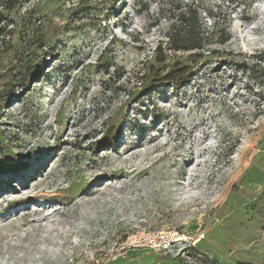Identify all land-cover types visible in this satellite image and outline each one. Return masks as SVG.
Returning <instances> with one entry per match:
<instances>
[{
  "label": "rangeland",
  "instance_id": "rangeland-1",
  "mask_svg": "<svg viewBox=\"0 0 264 264\" xmlns=\"http://www.w3.org/2000/svg\"><path fill=\"white\" fill-rule=\"evenodd\" d=\"M177 1L0 0V264H264V0L160 63Z\"/></svg>",
  "mask_w": 264,
  "mask_h": 264
},
{
  "label": "trees",
  "instance_id": "trees-1",
  "mask_svg": "<svg viewBox=\"0 0 264 264\" xmlns=\"http://www.w3.org/2000/svg\"><path fill=\"white\" fill-rule=\"evenodd\" d=\"M227 1L233 2L234 0ZM161 11L162 16L168 20V28L164 33V38L155 48V60L160 63L166 60V49L174 52H186L189 60L195 62L207 56L205 52L212 44L224 45L231 38L229 27L232 22V12L229 9L220 6L216 10L200 11L199 5L179 0L166 5ZM164 11H166L165 14ZM3 17V12L0 11V22ZM209 20L213 21L212 26L208 24ZM208 52L209 55L217 53L214 49L208 50ZM191 68V63L177 60L168 71L159 76L157 81L180 82Z\"/></svg>",
  "mask_w": 264,
  "mask_h": 264
},
{
  "label": "built area",
  "instance_id": "built-area-1",
  "mask_svg": "<svg viewBox=\"0 0 264 264\" xmlns=\"http://www.w3.org/2000/svg\"><path fill=\"white\" fill-rule=\"evenodd\" d=\"M203 238V235L188 236L185 234L179 235L178 232L172 233L168 231H161L158 235H154L150 239V245L157 251H163L168 254L174 242L183 241L190 244V247H195L198 242Z\"/></svg>",
  "mask_w": 264,
  "mask_h": 264
},
{
  "label": "bare ground",
  "instance_id": "bare-ground-1",
  "mask_svg": "<svg viewBox=\"0 0 264 264\" xmlns=\"http://www.w3.org/2000/svg\"><path fill=\"white\" fill-rule=\"evenodd\" d=\"M12 178H14V177H12ZM8 179H11V177H7V178H3L2 179V181H1V179H0V187L2 186V184L4 183V182H6L5 180H8ZM9 183V182H8ZM4 185V184H3ZM9 186V184L7 185V187ZM28 199H30V196H25V197H21V198H14V199H11V201H10V203H9V205H8V207L10 206V207H14V206H17L18 204H20L21 202H26V201H28Z\"/></svg>",
  "mask_w": 264,
  "mask_h": 264
}]
</instances>
